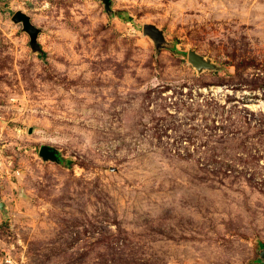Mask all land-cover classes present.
Segmentation results:
<instances>
[{
    "label": "rangeland",
    "instance_id": "obj_1",
    "mask_svg": "<svg viewBox=\"0 0 264 264\" xmlns=\"http://www.w3.org/2000/svg\"><path fill=\"white\" fill-rule=\"evenodd\" d=\"M0 264H264V0H0Z\"/></svg>",
    "mask_w": 264,
    "mask_h": 264
},
{
    "label": "water",
    "instance_id": "obj_2",
    "mask_svg": "<svg viewBox=\"0 0 264 264\" xmlns=\"http://www.w3.org/2000/svg\"><path fill=\"white\" fill-rule=\"evenodd\" d=\"M105 2L106 7L108 8L110 5V0H102ZM13 22L16 24H22L23 26V30L29 35L31 42L30 45L31 47L36 50L38 48V36L40 34V30L37 29L31 22V19L21 13V12H17L14 16H13ZM144 34L151 37L156 43H160L162 40V36H161V32L155 27V26H151V25H147L144 27ZM189 62L199 68L202 69L206 66V64L203 62L202 58L199 57L196 53L194 52H190L189 56H188ZM40 157L45 160V161H52V162H58L59 161V157L57 155V153L51 149L48 146H43L40 149V153H39Z\"/></svg>",
    "mask_w": 264,
    "mask_h": 264
},
{
    "label": "trees",
    "instance_id": "obj_3",
    "mask_svg": "<svg viewBox=\"0 0 264 264\" xmlns=\"http://www.w3.org/2000/svg\"><path fill=\"white\" fill-rule=\"evenodd\" d=\"M60 161V160H59Z\"/></svg>",
    "mask_w": 264,
    "mask_h": 264
}]
</instances>
